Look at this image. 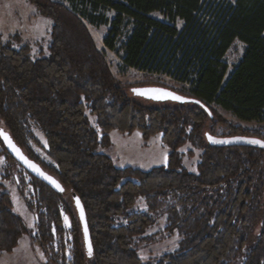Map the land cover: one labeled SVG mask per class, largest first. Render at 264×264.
I'll return each mask as SVG.
<instances>
[{
	"label": "trees",
	"instance_id": "obj_1",
	"mask_svg": "<svg viewBox=\"0 0 264 264\" xmlns=\"http://www.w3.org/2000/svg\"><path fill=\"white\" fill-rule=\"evenodd\" d=\"M30 1L53 22L49 54L34 59L29 45L0 42V128L25 151L35 139L30 130L35 123L57 165L45 171L60 182L61 192L30 174L34 182L28 203L37 214L35 239L47 264H264V149L214 146L207 137L264 141V134L217 135L214 129L222 120L213 107L264 124V0H236L202 54L187 96L209 107L213 117L196 103L149 105L136 100L129 92L133 87L114 76L86 23L106 24L98 12L114 11L104 41L115 50L120 24L132 19L134 28L122 44L124 62L143 68L153 57L147 52L152 33L179 35L175 25L151 15L158 12L190 26L208 0H77L81 10L53 0ZM237 42L245 44V51L225 80L223 58ZM137 128L145 137L162 134L172 149L166 167L118 168L99 152L112 145V130ZM187 143L201 151L194 173L183 166L179 152ZM26 154L39 164L32 153ZM2 155L16 161L0 138ZM62 204L73 221L70 240ZM141 204L145 211L138 209ZM160 219L166 220L168 234L180 236V246L145 262L139 238ZM27 234L26 223L13 211L11 195L0 183V253L12 252Z\"/></svg>",
	"mask_w": 264,
	"mask_h": 264
},
{
	"label": "rangeland",
	"instance_id": "obj_2",
	"mask_svg": "<svg viewBox=\"0 0 264 264\" xmlns=\"http://www.w3.org/2000/svg\"><path fill=\"white\" fill-rule=\"evenodd\" d=\"M68 5L78 10L83 5L77 0H53ZM236 0H208L201 6L198 18L189 26L176 20H167L160 13H153V18L175 25L179 35L171 37L163 34H151L152 41L147 52H153V75L143 72V69L129 67L124 62L122 44L134 28V21L125 18L120 24L121 35L116 39V49L110 50L105 45V38L108 37L112 28V21L116 16L114 11L100 9L98 14H103L107 19L106 24L99 26L87 25L95 38L99 48L104 52L111 70L116 78L122 83L131 87H142L159 85L171 88L184 95H190L193 89L192 81L196 72L201 66L202 54L207 50L209 42L215 35V31L224 16L231 10ZM75 9V10H77ZM88 10L90 7L88 6ZM53 22L51 19L42 16L30 0H0V42H10L14 47L27 44L31 47L32 57L37 59L44 53L48 55V48L51 43V31ZM113 38V37H111ZM245 51V44L235 43L223 58L227 65L225 80L234 67L242 59ZM206 55V54H205ZM154 57H156L154 59ZM157 60L161 63L156 65ZM150 63H144L146 68L151 67ZM167 64V66H166ZM188 67L184 70V67ZM158 68L160 71H155ZM144 69V70H145ZM163 73H160L162 72ZM169 72L171 75H167ZM186 79V81H182ZM130 95L136 100L149 105H158L159 102L144 99L129 90ZM170 102V101H169ZM222 123L218 124L214 131L217 135L230 132L235 135H258L264 134V124L260 122H247L238 119L232 112L226 111L220 106H213ZM30 130L34 140L28 143V150L36 157L44 171L57 165L51 158L49 146L44 133L35 124H30ZM112 145L109 148H99V152L108 155L118 168L134 167L149 171L158 167H166L170 161L172 149L164 141L161 133L145 137L142 129H135L133 132L112 130L110 132ZM193 150V155L189 152ZM182 154L183 166L196 172L197 164L200 162L201 151L194 148L190 143L179 149ZM45 171V172H46ZM47 173V172H46ZM48 174V173H47ZM34 178L19 163L7 159L6 155L0 156V183L11 195L13 211L26 223L29 234L24 235L17 247L10 253H0V264H47V257L35 239L37 230V214L30 208L28 198L33 194L32 184ZM138 209L145 211V205L141 204ZM63 226L66 230L67 239H72L73 221L64 204L60 208ZM166 220L160 219L151 226L139 242V254L145 262H153L161 256L176 251L181 242L180 236L176 233L170 235L166 231Z\"/></svg>",
	"mask_w": 264,
	"mask_h": 264
},
{
	"label": "water",
	"instance_id": "obj_3",
	"mask_svg": "<svg viewBox=\"0 0 264 264\" xmlns=\"http://www.w3.org/2000/svg\"><path fill=\"white\" fill-rule=\"evenodd\" d=\"M133 92L137 94L138 96L151 100L156 102H178V103H196L200 106H202L208 114L213 117L211 110L209 107L204 105L201 101L196 100L194 98H191L187 95H184L182 93H179L175 90H172L170 88L162 87V86H145V87H134L132 88ZM134 90H140L139 92ZM143 93V94H141ZM165 93H170L171 95H164ZM160 97V98H157ZM173 97H180L181 99H174ZM0 130H3L4 133L7 134L8 137H10L11 142L15 145L16 149H19V153L22 154L23 157L26 158L28 162L25 161V159H21V155L18 154L16 151L13 150L12 147L9 146V143L5 140L4 136L0 135V138L7 149V151L11 154V156L33 177L39 179L44 184L48 185L50 188L57 192H61L63 190L62 185L59 181H57L54 177L47 174L44 169L41 167L40 164H38L36 161L29 158V156L24 152V150L14 141L12 136L3 128H0ZM207 137L209 138V141L214 146L219 147H226V146H245V147H255V148H261L264 149V143H252L251 141H260L264 142L263 140L253 138V137H247V136H234V137H216V136H210L209 133L207 134ZM34 166V167H33ZM78 211L80 215L81 222L83 224V227L85 230L88 228L87 224V217L85 210L83 208V205L79 202L78 203Z\"/></svg>",
	"mask_w": 264,
	"mask_h": 264
},
{
	"label": "snow or ice",
	"instance_id": "obj_4",
	"mask_svg": "<svg viewBox=\"0 0 264 264\" xmlns=\"http://www.w3.org/2000/svg\"><path fill=\"white\" fill-rule=\"evenodd\" d=\"M134 91L139 92L140 90H134ZM141 94H143V93H141ZM164 95L167 96V95H171V94H170V93H165ZM157 98H160V97H157ZM173 98H174V99H181L180 97H173ZM0 135L4 136L5 140L9 143V146L12 147L13 150L16 151L18 154H20V153H19V149H16V148H15V145L11 142L10 137H8L7 134L3 132V130H0ZM251 142H252V143H264V142H260V141H251ZM20 155H21V159H25V161L28 162V161L26 160V158L22 156V154H20ZM28 163H30V162H28ZM33 167H34V166H33ZM89 255H91V245H90V244H89Z\"/></svg>",
	"mask_w": 264,
	"mask_h": 264
},
{
	"label": "built area",
	"instance_id": "obj_5",
	"mask_svg": "<svg viewBox=\"0 0 264 264\" xmlns=\"http://www.w3.org/2000/svg\"><path fill=\"white\" fill-rule=\"evenodd\" d=\"M182 22V21H181ZM184 23V22H183ZM209 45V44H208ZM152 54V56H153V52L151 53ZM156 57H154V59H155ZM153 57H152V59H151V67L150 68H146L145 69V67H143V68H139L140 70L141 69H143V72H146V73H150L151 75H153ZM205 61V58H204V60H203V62ZM150 63V62H149ZM160 63H161V61L160 60H157V62H156V65L157 66H159L160 65ZM162 64V63H161ZM166 66H167V64H166ZM188 67V65H186V67H184V70L186 69ZM145 69V70H144ZM157 70V72H159L160 70L158 69V68H155V71ZM160 73H163V71L162 72H160ZM167 75H171V77L173 76V74H170L169 72H165ZM183 82L184 81H186V79H183L182 80ZM155 86H157V85H155ZM159 86V85H158ZM162 87H164V86H162ZM166 88H168V87H166ZM171 89V88H170ZM173 90V89H172ZM178 92V91H177Z\"/></svg>",
	"mask_w": 264,
	"mask_h": 264
},
{
	"label": "flooded vegetation",
	"instance_id": "obj_6",
	"mask_svg": "<svg viewBox=\"0 0 264 264\" xmlns=\"http://www.w3.org/2000/svg\"><path fill=\"white\" fill-rule=\"evenodd\" d=\"M150 86H153V85H150ZM142 87H145V86H142Z\"/></svg>",
	"mask_w": 264,
	"mask_h": 264
}]
</instances>
